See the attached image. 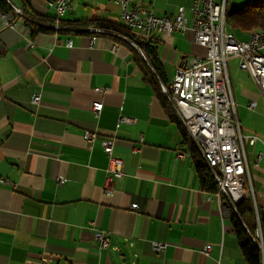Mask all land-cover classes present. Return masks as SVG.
Segmentation results:
<instances>
[{
	"label": "crops",
	"instance_id": "obj_1",
	"mask_svg": "<svg viewBox=\"0 0 264 264\" xmlns=\"http://www.w3.org/2000/svg\"><path fill=\"white\" fill-rule=\"evenodd\" d=\"M8 1L19 15L15 28L0 21V180H6L0 183V264H246L230 211L224 215L217 196L202 189L199 156L183 144L145 80L144 56L128 38L85 26L124 25L120 2L75 0L61 32L36 33L55 18L52 0ZM128 1L159 17L175 18L185 8V33H155L150 40L161 89L187 59L206 55L195 43L192 0H172L169 7ZM34 94L41 96L38 104ZM233 95L256 202L264 210V92L238 68ZM100 102L96 117L92 107ZM121 117L137 123L121 124ZM87 130L100 134L92 150L83 139ZM106 137L124 162L111 196L104 193ZM96 231L108 236L109 248H99ZM153 242L166 243V250L155 251ZM206 246L212 247L208 257Z\"/></svg>",
	"mask_w": 264,
	"mask_h": 264
},
{
	"label": "built area",
	"instance_id": "obj_2",
	"mask_svg": "<svg viewBox=\"0 0 264 264\" xmlns=\"http://www.w3.org/2000/svg\"><path fill=\"white\" fill-rule=\"evenodd\" d=\"M122 6V23L132 32L138 34L143 41L149 42L155 33L172 36L174 33H185L188 30V19L185 8L178 9L175 18L159 17L152 10L140 6L130 7L128 0H116ZM75 0H52L50 7L55 12V18L48 28L58 32L61 22L69 12ZM230 0H192L193 31L197 46L207 50L205 56H194L186 60L178 68L174 80L168 86L162 85L166 94L186 129L189 138L197 145L208 166L213 170L218 184L217 198L224 211H230V206L243 202L246 193H250L255 201L250 166L248 162L246 138L242 134L236 113L233 88L229 76L228 60L238 59L240 70L247 72L259 89L264 92V40L255 39V32L248 35L247 41H239L235 32L229 29L226 12ZM14 10L12 13L1 14L3 28H15ZM126 39L125 37H122ZM95 38H91L93 47ZM68 42V47H71ZM40 94H34L32 102L38 104ZM256 107L250 104V109ZM103 109V103H96L92 112L96 117ZM119 122L126 125L137 123L135 118L121 117ZM99 132L85 131L83 139L92 150L99 139ZM253 141L256 138H252ZM114 139L104 138L101 145L108 157L107 177L104 193L114 194L115 182L124 176V162L114 149ZM140 150L135 148L134 153ZM58 181L62 183L63 177ZM1 184L6 180L1 179ZM225 198L226 204L223 203ZM133 211L138 206H132ZM92 225V224H91ZM95 240L100 249H107L110 240L105 233L96 231ZM259 246L263 249V237L260 228L257 231ZM155 251H164L166 243L153 242ZM212 252L211 246H206L202 253L208 257ZM41 264H50L42 260Z\"/></svg>",
	"mask_w": 264,
	"mask_h": 264
},
{
	"label": "trees",
	"instance_id": "obj_3",
	"mask_svg": "<svg viewBox=\"0 0 264 264\" xmlns=\"http://www.w3.org/2000/svg\"><path fill=\"white\" fill-rule=\"evenodd\" d=\"M14 12L12 5L8 0H0V15ZM227 25L237 35H249L253 31L264 32V0H251L245 6L236 9L228 10ZM86 22V28L93 26L103 30L116 32L128 38L138 48L143 51L144 60L143 72L145 80L153 87L159 100L164 106L171 121L177 124L183 136V144L189 146L191 153L199 156V161L196 163V173L199 177L201 187L204 191L216 195L218 194V184L216 183L213 170L208 166L206 161L202 158L199 148L189 138L186 129L178 118L176 111L170 101V98L163 93L159 79L161 78V64L157 56L155 46L151 41L146 42L141 38L131 36L130 30L122 24L115 22ZM47 27V28H46ZM50 31L48 25L35 28V32ZM58 32H61L58 31ZM95 34V33H93ZM156 73V74H155ZM222 201L226 204V200L222 197ZM229 220L237 237L241 252L243 254L246 264H264V210H260L256 200L254 201L251 194L248 192L244 196L242 203L236 206H230ZM260 228L263 237V249L259 246L257 239V231Z\"/></svg>",
	"mask_w": 264,
	"mask_h": 264
},
{
	"label": "rangeland",
	"instance_id": "obj_4",
	"mask_svg": "<svg viewBox=\"0 0 264 264\" xmlns=\"http://www.w3.org/2000/svg\"><path fill=\"white\" fill-rule=\"evenodd\" d=\"M249 1H251V0H230L229 10L239 9V8L245 6L247 3H249ZM157 4H160L162 7H169L168 5H172V0H158ZM159 10L164 11L163 9H159ZM169 10H170V8H169ZM50 30L54 31L53 29H50ZM54 32H56V31H54ZM253 32H250V34ZM237 39L239 41H247L248 35H237ZM228 68H229L230 81H231L232 87L234 89V85L236 83V71L239 68L238 67V59L237 58L229 59L228 60Z\"/></svg>",
	"mask_w": 264,
	"mask_h": 264
},
{
	"label": "bare ground",
	"instance_id": "obj_5",
	"mask_svg": "<svg viewBox=\"0 0 264 264\" xmlns=\"http://www.w3.org/2000/svg\"><path fill=\"white\" fill-rule=\"evenodd\" d=\"M228 10L226 12V17H227ZM229 29H231V28L229 27ZM254 32H255V39L264 40V32H262V31H254Z\"/></svg>",
	"mask_w": 264,
	"mask_h": 264
},
{
	"label": "water",
	"instance_id": "obj_6",
	"mask_svg": "<svg viewBox=\"0 0 264 264\" xmlns=\"http://www.w3.org/2000/svg\"><path fill=\"white\" fill-rule=\"evenodd\" d=\"M92 32H98V30L93 29ZM138 51L142 54V56H144L143 52L140 49H138Z\"/></svg>",
	"mask_w": 264,
	"mask_h": 264
}]
</instances>
